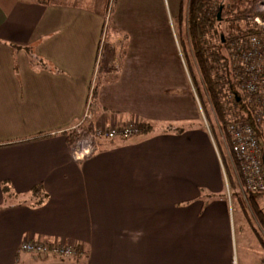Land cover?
<instances>
[{"label":"crops","instance_id":"0c3cea01","mask_svg":"<svg viewBox=\"0 0 264 264\" xmlns=\"http://www.w3.org/2000/svg\"><path fill=\"white\" fill-rule=\"evenodd\" d=\"M180 5L0 0V264H264V227L202 123ZM95 93L93 125L157 129L76 162L67 134ZM256 207L264 220V196Z\"/></svg>","mask_w":264,"mask_h":264},{"label":"trees","instance_id":"16d2710c","mask_svg":"<svg viewBox=\"0 0 264 264\" xmlns=\"http://www.w3.org/2000/svg\"><path fill=\"white\" fill-rule=\"evenodd\" d=\"M260 2L264 0H181L177 23L180 52L230 184L238 185L228 154L231 149L228 130L232 125L251 126L264 153V115H261L264 110L259 102L261 97L259 94L247 95L244 92L243 67L242 72L233 69L229 50L233 42L261 33L253 22L258 16L256 7ZM139 126L141 134H149L157 129L151 124L142 123ZM166 127V132H185L184 128L174 129L172 125ZM67 135L70 147L81 138L72 132ZM246 193L252 207H256V198L264 195L249 191ZM257 212L256 218L264 227L261 213Z\"/></svg>","mask_w":264,"mask_h":264},{"label":"built area","instance_id":"2783aa9c","mask_svg":"<svg viewBox=\"0 0 264 264\" xmlns=\"http://www.w3.org/2000/svg\"><path fill=\"white\" fill-rule=\"evenodd\" d=\"M256 11L259 15L253 19V22L261 33L235 41L230 45V50H232V63L234 62L235 69L243 71L244 92L247 95L259 94L261 97L259 102L264 110V2L257 5ZM93 96L94 94L89 96L83 122L72 130V133L81 137L70 147V155L76 162L93 156L102 142L110 143L141 134L138 123L108 128L93 125L91 110ZM262 114L264 115V111L261 112ZM228 133L231 138V149L228 154L232 159L233 170L242 193L244 195L247 194L246 191L264 193V153L255 131L247 124H235L229 128ZM19 250L32 255L55 256L62 260L76 256L72 247L35 241H25Z\"/></svg>","mask_w":264,"mask_h":264},{"label":"rangeland","instance_id":"374dc122","mask_svg":"<svg viewBox=\"0 0 264 264\" xmlns=\"http://www.w3.org/2000/svg\"><path fill=\"white\" fill-rule=\"evenodd\" d=\"M258 14V13H257ZM259 15V14H258ZM176 20L174 19L173 20V22H175ZM176 23V22H175ZM257 27V26H256ZM234 43V42H233ZM232 43V44H233ZM232 44H230V45H232ZM229 50H230V48H229ZM230 54H231V58H232V50H230ZM102 55H103V53H102ZM232 61H233V58H232ZM232 64H234V62L232 63ZM233 69L235 70V67L233 66ZM97 80V79H96ZM201 118H202V123H203V126H204V128H206V129H208V127H207V125H206V119L204 118V114H203V112H202V110H201ZM180 129V127H178V126H175L174 127V129ZM208 131V130H207ZM221 137H223V133H221ZM220 142H222L221 141V139H220ZM230 162L232 163V159L230 158ZM223 168V167H222ZM237 182H238V179H237ZM238 186L240 187V184H239V182H238ZM243 196V200H244V202H245V204H246V208H247V210H248V212L253 216V218H255V219H257L256 217V215H257V211H258V209H256V207H252L250 204H249V201H248V198H247V195H242ZM262 196H264V195H262ZM262 196H259V197H262Z\"/></svg>","mask_w":264,"mask_h":264},{"label":"water","instance_id":"95a60500","mask_svg":"<svg viewBox=\"0 0 264 264\" xmlns=\"http://www.w3.org/2000/svg\"><path fill=\"white\" fill-rule=\"evenodd\" d=\"M221 16V12H219L218 17ZM263 165H264V157H263Z\"/></svg>","mask_w":264,"mask_h":264},{"label":"bare ground","instance_id":"6f19581e","mask_svg":"<svg viewBox=\"0 0 264 264\" xmlns=\"http://www.w3.org/2000/svg\"><path fill=\"white\" fill-rule=\"evenodd\" d=\"M91 86V85H90Z\"/></svg>","mask_w":264,"mask_h":264}]
</instances>
